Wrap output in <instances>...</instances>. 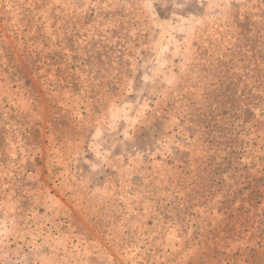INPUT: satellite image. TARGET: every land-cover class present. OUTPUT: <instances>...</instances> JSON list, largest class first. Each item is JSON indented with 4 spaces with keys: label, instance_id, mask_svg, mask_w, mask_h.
<instances>
[{
    "label": "rangeland",
    "instance_id": "obj_1",
    "mask_svg": "<svg viewBox=\"0 0 264 264\" xmlns=\"http://www.w3.org/2000/svg\"><path fill=\"white\" fill-rule=\"evenodd\" d=\"M0 264H264V0H0Z\"/></svg>",
    "mask_w": 264,
    "mask_h": 264
}]
</instances>
